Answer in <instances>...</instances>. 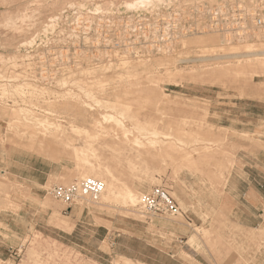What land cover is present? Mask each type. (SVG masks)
Segmentation results:
<instances>
[{"label": "rangeland", "instance_id": "1", "mask_svg": "<svg viewBox=\"0 0 264 264\" xmlns=\"http://www.w3.org/2000/svg\"><path fill=\"white\" fill-rule=\"evenodd\" d=\"M133 1L0 0V97L5 86L13 95L0 110L19 117L9 128L0 116V264H264V64L239 63L243 39L204 55L185 33L194 11L195 33L207 31V11L223 10L224 0ZM51 16L57 24L44 28ZM209 33L222 45L220 30ZM245 40L264 44V33ZM99 82L145 109L95 107L78 84L101 98L91 88ZM64 92L83 103L53 108ZM156 100L163 115L149 108ZM107 114L123 120L128 137L115 123L96 125ZM144 118L160 120L156 135L138 134ZM131 139L178 152L152 163L135 158ZM86 178L118 197L70 206L53 197L54 187ZM154 187L183 215L143 217L137 202Z\"/></svg>", "mask_w": 264, "mask_h": 264}, {"label": "bare ground", "instance_id": "2", "mask_svg": "<svg viewBox=\"0 0 264 264\" xmlns=\"http://www.w3.org/2000/svg\"><path fill=\"white\" fill-rule=\"evenodd\" d=\"M134 1H136V0H134ZM133 1V3L135 4V2ZM145 1H149V5L151 6V4H150V2L151 1H153V0H142V1H139V2H141V4H142V2H145ZM156 1H158V0H156ZM185 1V0H184ZM30 2V1H29ZM33 2V1H32ZM26 3V2H25ZM132 2L130 3H127V6L126 7H128V9L130 8V7H132L134 4H133ZM154 3V2H153ZM215 3H217L216 1H215ZM219 3H220V1H219ZM218 3V4H219ZM27 4V3H26ZM25 4V7L27 6ZM133 4V5H132ZM140 4V5H141ZM144 4V3H143ZM142 4V5H143ZM147 4V3H146ZM145 4V5H146ZM183 4V6H184V4L185 5H187V3L186 2H184V3H182ZM125 5H126V3H125ZM136 5V4H135ZM139 5V4H138ZM141 5V7H143ZM148 5V4H147ZM149 5H148V7H149ZM179 6H178V9L180 8V4H178ZM217 5V4H216ZM222 4H220L219 6H221ZM10 6V5H9ZM29 6V5H28ZM70 7L71 6H75V5H73V4H70L69 5ZM218 6V5H217ZM117 7V6H116ZM134 7V6H133ZM137 7V6H136ZM140 7V8H141ZM148 7H146L147 8V10H148ZM22 8V7H21ZM138 8V7H137ZM144 8V7H143ZM145 8V9H146ZM222 8V7H221ZM118 9V8H117ZM126 9V8H125ZM133 9V8H132ZM131 9V10H132ZM107 10H109V9H107ZM217 11H221L223 14L225 13V12H223V10L222 9H220V7H218V9H216ZM32 11V10H31ZM46 11V10H45ZM95 11H96V9H95ZM106 11V10H105ZM48 12V11H47ZM108 13V12H107ZM221 13V14H222ZM24 14V13H23ZM33 14H35V13H33ZM96 14V13H95ZM97 15V14H96ZM31 16V15H30ZM34 16V15H33ZM100 16V15H99ZM31 18V17H30ZM55 16H51V17H49L47 20H46V25H45V27L44 28H50V26H51V24L52 23H54V21L56 22V20H55ZM23 20V19H22ZM28 20H29V18H28ZM31 21H32V19H31ZM33 22V21H32ZM56 24H57V22H56ZM30 25H32V24H30V21L29 22H27V24H26V28L27 27H29V28H31V26ZM208 27H210V26H207V31H204L203 33H201L200 31H199V33H194V34H190L191 36H193L192 37V39L194 38V42H196L197 44H199V45H201V47H202V49H203V52H202V54H204V53H206V50H208L207 48H210V49H219V47L221 46H223V45H228V43H226V41H228L229 42V38L224 34V33H220L221 35H222V37H220V39L221 40H219V42H221L222 43V45L221 44H217V42H218V38H217V36H216V34H211V33H209V31H211L213 28L212 27H210V28H208ZM54 28V27H53ZM210 29V30H209ZM46 30V29H45ZM204 34H206V35H204ZM260 35H262V34H260ZM260 35H258V34H254L253 35V37L255 36V37H258V38H260ZM246 38H249V37H245L241 42H242V44H241V46H239L238 48H236V50H238L234 55L238 58V59H243V60H241V61H239V63L241 64V63H245V64H250V63H252V61L253 62H255V63H258V64H260V65H262V64H264V59L262 58V57H264V44L262 43V44H252V43H249L247 40H245ZM33 41H34V38H32L29 42H27V46H26V50L27 49H32L33 48ZM182 41V40H181ZM231 41V40H230ZM257 41H259V40H257ZM118 45V44H117ZM205 45H208V46H206L205 47ZM116 46V45H115ZM18 47V46H17ZM151 49V48H150ZM31 52H29V53H26L27 55H29ZM149 54V53H148ZM31 55V54H30ZM205 55V54H204ZM14 57V56H13ZM25 57V56H24ZM151 57V56H150ZM252 57H254L253 59L254 60H252V61H250V58H252ZM2 57H0V59H1ZM30 58H31V56H30ZM163 58V57H162ZM224 58H228L227 57V55H224ZM3 59V58H2ZM23 59V58H22ZM26 60L28 59V58H25ZM24 59V60H25ZM214 59H218V57H216V58H214ZM6 60V59H5ZM7 60H8V58H7ZM2 61V60H1ZM15 61V60H14ZM14 65H15V63H14ZM21 65V64H20ZM136 65V64H135ZM3 66V65H2ZM12 66V65H11ZM27 66V65H26ZM18 67V66H17ZM124 67V66H123ZM110 68V67H109ZM15 69H17V68H15ZM25 69V68H24ZM73 69V68H72ZM94 70V69H93ZM73 71V70H72ZM95 72V71H94ZM98 72V71H97ZM29 73V72H28ZM80 73V72H79ZM82 73H84V72H82ZM91 73H92V70H91ZM96 73V72H95ZM95 73H93V74H95ZM81 74V73H80ZM88 74V73H87ZM86 74V75H87ZM88 75H90V74H88ZM73 76V75H72ZM82 76V75H81ZM85 76V75H84ZM126 76V75H125ZM127 77H129V76H127ZM124 78V77H123ZM131 78V77H130ZM75 82V81H74ZM82 82V81H81ZM76 83V82H75ZM79 83V82H78ZM83 83V82H82ZM86 82H84L83 84H85ZM91 83V82H90ZM14 84V83H13ZM63 85V84H62ZM79 85V88H80V90L89 98V99H93V102H94V104H95V107H100V108H104V109H110V110H112V112H116V113H132L133 111H135V110H133V109H131V107L132 106H136V112H140V110H142L143 108L145 109V105H143V104H138V102H132V103H130V102H128V101H126V98H125V96L127 95V93L124 91V92H121V93H115V92H112V93H107L106 92V90H105V87H107V85L106 84H101L100 82L99 83H97L96 85H95V83L92 85L91 84V88H93V87H100V95L102 96L101 98H97L96 96H95V91H94V89H89L88 87L89 86H87V87H85V85H80V84H78ZM2 87H4V86H2ZM38 87V86H37ZM8 88H10V86H5L3 89H2V97H0V106L1 105H3L4 106V102H6V101H4V99H6L7 97H9V95L8 94H11V92H7L8 91ZM24 88V87H23ZM109 88V87H108ZM13 89V88H12ZM15 89V88H14ZM31 89V88H30ZM37 89V88H36ZM41 89H42V87H41ZM37 90H39V89H37ZM43 90V89H42ZM124 90V89H123ZM15 91V90H14ZM27 91V90H26ZM47 91V90H46ZM25 92V91H24ZM55 93H58V92H55ZM65 93V92H64ZM97 93V92H96ZM52 94H53V91H52ZM68 94H69V92H68ZM111 94H113L112 96H111ZM12 95V94H11ZM5 97V98H4ZM12 97H13V95H12ZM113 97V98H112ZM77 98V97H76ZM8 99V98H7ZM74 100V102H80V100L79 99H76L75 100V98H72V97H70V96H67L66 95V93L65 94H62L61 96H57L56 98H55V100H56V102L54 103V106H52L53 108L54 107H56V108H61L62 109V107H66V105L68 104V100ZM22 100V99H21ZM9 102V101H8ZM22 103V102H21ZM81 104L83 103L82 101L80 102ZM133 103H135V105L133 104ZM18 104V103H17ZM56 104H58L57 106H56ZM35 105V104H34ZM162 105H163V103L160 101V100H156V101H154L152 104H150V106H149V108H151V109H154L155 111H157V112H159L161 109V107H162ZM72 106V105H71ZM69 107H70V105H69ZM19 108V107H18ZM53 108H52V110H53ZM74 107L72 106V109H73ZM49 109H50V107H49ZM48 110V109H47ZM94 110V108L92 107V106H90L89 107V111H93ZM88 111V110H87ZM161 112V111H160ZM46 113H48V112H45V114ZM51 113V112H50ZM50 113H48V114H50ZM53 113V112H52ZM92 113V112H91ZM96 113V112H95ZM161 114H162V112H161ZM91 115V114H90ZM163 115V114H162ZM0 116H3V117H5L6 119H7V125H8V127L9 128H13V127H16L17 126V124L19 123V117H18V115L16 114V112L14 111V112H12V111H8V110H6V109H2V110H0ZM162 117V116H161ZM94 118H96V117H94ZM39 119V118H38ZM60 119V118H59ZM132 119H138V113L137 114H134L133 116H132ZM38 121V120H37ZM47 121V120H46ZM159 121L160 120H158V121H151L149 118H144V120L143 121H141V120H138L137 122H138V124H136L135 126V129L137 130V132H138V134H140V135H145V134H148V133H153V134H157L158 132H157V129H156V125L159 123ZM96 122V125H100V124H102V123H104V124H107V123H115V125L117 126V128L118 127H120V128H123V130H122V138L124 139V138H126V137H128V134H130V131H128V129H126L125 128V126L123 125V120H119V119H117V118H115L112 114H107L106 116H104L103 117V119H102V121H100V122H98V121H95ZM37 124V123H36ZM72 124H73V122H72ZM110 125V124H109ZM75 126H73V128H74ZM113 127V126H112ZM45 128V127H44ZM44 128H42V129H44ZM47 129V128H46ZM45 129V130H46ZM59 129V128H58ZM48 131V130H47ZM50 132V131H49ZM57 133V132H56ZM113 133H114V131H113ZM54 134V133H53ZM110 134V133H109ZM152 134V135H153ZM113 135H117V134H113ZM163 135V134H162ZM52 137V136H51ZM137 137V136H136ZM141 137V136H140ZM133 138V137H132ZM135 138V137H134ZM51 140H54L53 138L51 139ZM137 140V139H136ZM139 140V139H138ZM132 141V139H131V141L132 142H134V143H136V146H138V150L136 151V153H137V155L135 156V158H140V159H143V160H149V161H151L152 163H157V161L158 162H164L165 161V159L166 158H171V157H173V156H175L176 154H177V150L175 149V148H171V147H166V146H160V147H157V148H155V147H153L152 148V146H151V148H141V143L139 142V141ZM121 141V140H120ZM147 141V140H146ZM157 141V140H156ZM46 143L45 144H47V143H49L50 141H45ZM154 142H155V140H154ZM133 143V144H134ZM151 143H153V142H151ZM51 143H49L48 145H50ZM52 145V144H51ZM154 145V144H153ZM159 146V145H158ZM95 150V149H94ZM82 151H83V148H79V149H76L74 152V156L76 157V158H78L81 154H82ZM199 151V150H198ZM211 149L210 148H206L205 150H204V153H203V155L204 156H206V157H209V156H211ZM80 158V157H79ZM82 159V158H81ZM185 159H187L188 161L190 160L191 161V159H190V156H188V155H186L185 156ZM176 161V160H175ZM104 170L107 172V170L104 168ZM108 173V172H107ZM110 173V172H109ZM84 174L85 173H81V175L82 176H84ZM111 174V173H110ZM103 183V186H104V188H103V191H102V193L99 195L100 196V199H101V201L102 200H105V199H115L116 197H118V195L117 194H115L114 192H113V190H112V185H110V184H107V188H105V185H104V182H102ZM99 196L96 198V200L99 198ZM123 197H127V198H131V199H133V195L130 193V192H128V193H126L125 195H123ZM79 201H85V202H87L88 200H85V199H82V200H78V202ZM132 201V200H131ZM140 201V200H139ZM139 201L137 202V203H139ZM137 203H135V204H137ZM138 207V206H137ZM153 219V218H152ZM59 223H60V225H67V223H66V221L64 220V219H59ZM120 264H135L133 261H131L130 259H125V261L123 262V263H120ZM136 264H139V263H136Z\"/></svg>", "mask_w": 264, "mask_h": 264}, {"label": "built area", "instance_id": "3", "mask_svg": "<svg viewBox=\"0 0 264 264\" xmlns=\"http://www.w3.org/2000/svg\"><path fill=\"white\" fill-rule=\"evenodd\" d=\"M223 12L225 13L221 14L222 12L216 8H210L207 11L206 23L213 28L212 30H220L229 39L240 40L264 33V0H224ZM194 13L196 15H193L192 23L184 28L187 34L197 32L195 23L199 21L201 13L198 11ZM166 34L167 39H170L169 30ZM103 188L101 181L86 178L78 183L54 187L51 193L56 200L70 206L82 199L95 201ZM137 209L145 218L183 215L174 199L161 187H154L142 196Z\"/></svg>", "mask_w": 264, "mask_h": 264}, {"label": "crops", "instance_id": "4", "mask_svg": "<svg viewBox=\"0 0 264 264\" xmlns=\"http://www.w3.org/2000/svg\"><path fill=\"white\" fill-rule=\"evenodd\" d=\"M131 261H133L131 258H129ZM135 262H137V263H139V264H147L146 262H138V261H135Z\"/></svg>", "mask_w": 264, "mask_h": 264}]
</instances>
